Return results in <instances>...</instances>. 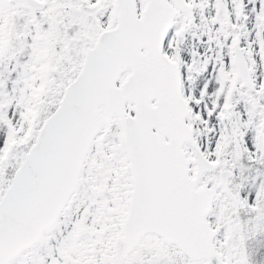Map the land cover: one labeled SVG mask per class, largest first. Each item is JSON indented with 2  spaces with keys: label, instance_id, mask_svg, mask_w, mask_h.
Instances as JSON below:
<instances>
[{
  "label": "snow or ice",
  "instance_id": "snow-or-ice-1",
  "mask_svg": "<svg viewBox=\"0 0 264 264\" xmlns=\"http://www.w3.org/2000/svg\"><path fill=\"white\" fill-rule=\"evenodd\" d=\"M0 264H264V0H0Z\"/></svg>",
  "mask_w": 264,
  "mask_h": 264
}]
</instances>
